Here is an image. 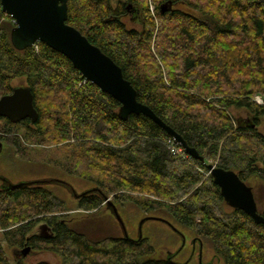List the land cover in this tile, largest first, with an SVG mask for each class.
<instances>
[{"label": "trees", "instance_id": "obj_1", "mask_svg": "<svg viewBox=\"0 0 264 264\" xmlns=\"http://www.w3.org/2000/svg\"><path fill=\"white\" fill-rule=\"evenodd\" d=\"M0 11V97L25 78L39 113L35 123L0 116V140L11 139L17 158L48 160L95 185L79 209L94 213L104 195L114 194L120 205L160 213L211 242L224 264H264V224L228 205L200 159L174 154L173 136L151 118H120V102L61 52L42 41L17 49L16 22L1 0ZM67 22L122 68L138 100L206 162L235 170L264 215L255 190L264 187V102L255 100H264V0H68ZM72 209L42 184L0 188V264H11L3 241L59 257L32 264H174L153 256L147 236L76 227ZM41 223L50 234L36 231Z\"/></svg>", "mask_w": 264, "mask_h": 264}, {"label": "water", "instance_id": "obj_2", "mask_svg": "<svg viewBox=\"0 0 264 264\" xmlns=\"http://www.w3.org/2000/svg\"><path fill=\"white\" fill-rule=\"evenodd\" d=\"M167 6L168 3L162 4V9L165 10ZM1 7L16 20V25L11 31V40L17 49H25L42 41L64 54L85 78L120 102L118 112L120 118L127 119L131 114H143L158 123L181 143L190 156L201 160L214 182L220 187L222 196L229 206L242 209L255 222L264 224V215L258 210L253 188L241 179L235 170L206 162L205 157L190 146L180 133L166 124L148 105L138 100L137 91L131 81L124 76L122 68L80 30L67 22L68 0H1ZM0 116L7 117L13 122L29 118L35 123L39 113L34 105L31 88L19 85L12 93L1 96ZM25 183L27 182H19L16 185ZM113 210L125 236L128 237L124 221L114 204ZM149 218L162 219L150 216L144 218L142 222ZM31 250V246H24L21 253L27 256Z\"/></svg>", "mask_w": 264, "mask_h": 264}, {"label": "rangeland", "instance_id": "obj_3", "mask_svg": "<svg viewBox=\"0 0 264 264\" xmlns=\"http://www.w3.org/2000/svg\"><path fill=\"white\" fill-rule=\"evenodd\" d=\"M151 4L154 5L153 2H151ZM134 24L136 28H140L137 23ZM21 84H26L25 78L15 79L14 85L19 86ZM255 100L259 103L264 102L263 96L260 94L255 96ZM232 112H234L237 116L244 115L241 110L233 109ZM260 129L264 132V116H262ZM47 147L48 146L42 145L41 147L36 145L31 146L32 149L44 148V151L46 152L51 151L50 147H48L49 149ZM11 168L12 173L17 175L23 174L26 176L30 175L29 177L27 176V178L31 179L32 177L39 176L44 166L40 164L27 165L26 163H17ZM7 175L10 176L8 173ZM75 185L77 186L78 191L91 186L90 183L81 179H76ZM255 190L258 198L263 201L264 187L259 184L255 187ZM119 212L126 222L128 234L131 238L136 239L140 237V235L148 236L150 238L154 246V257H167L169 255H173L174 261L177 264H224L220 257L215 253L211 242L205 241L204 244H200L197 247L190 241V239H187L185 242H183V239L179 236V234L176 231H173V229L162 220L155 218L148 219L144 221L142 230L140 231L141 221L145 217L148 215L153 217H161L160 213L153 212L151 214H147L145 212L139 211L137 208L131 205L124 206V208H121ZM70 215L75 217V219L72 221V224H74L76 227H83L90 234L123 233L122 227L120 226L118 220L113 216V212H111L108 208H105V205H102L96 213L80 211L79 209L74 208L70 211ZM40 228H44V226H38L37 230ZM180 228L184 232L188 233L187 229L182 227ZM3 244L11 264H17L19 261L24 263H35L41 260L57 262L59 259L56 254L47 251H33L30 252L26 258H22L21 253L16 252L18 251L17 249H13L5 241H3Z\"/></svg>", "mask_w": 264, "mask_h": 264}, {"label": "flooded vegetation", "instance_id": "obj_4", "mask_svg": "<svg viewBox=\"0 0 264 264\" xmlns=\"http://www.w3.org/2000/svg\"><path fill=\"white\" fill-rule=\"evenodd\" d=\"M136 23L139 25L140 21L139 22L136 21ZM7 141H9V143ZM7 141L5 143V140H0V142L2 143V146H0V188L5 187V186H7V187L8 186H16V184L19 182H27L29 184H30V182H32L33 184H42L45 187H49L51 190L55 191L56 193L64 195L66 197L67 206H69V207L75 206L74 208H76V209H79L77 207V205L81 202L82 197H84L85 195H89V194H93V193L97 192V190H96L97 187L95 185H92V184H90L91 186L87 187L86 189L78 191L77 186L75 185V181H76V179L79 180L81 178L77 175L64 172V170L62 168H60V167L58 168V166H56L52 162H49L48 160L28 162L25 159H22L20 157L17 158L15 153H14V150H13L14 147H13V143H11V139H8ZM17 163L18 164L19 163H24V164L26 163L27 165H31V164L38 165V164H40V165H43L44 168H42V170H41L42 172L40 171L41 173L39 174V176H35V177H32L31 179H29V178H27V176L29 177L30 175H27V176L23 175V174L17 175V174H14L11 172V169H12L11 167ZM7 173L10 174V176L7 175ZM27 183H25V184H27ZM113 195L114 194H111L109 196L104 195V198H103L100 206L94 210V213H96L102 205L103 206L105 205V208H108L111 212H113V216L116 218V216L114 214V210H113V204L116 206L118 211L121 208H124V206H126V205H120L118 202L113 201V199H112ZM79 210L88 212V210H84V209H79ZM139 211H141V210H139ZM89 212H92V211H89ZM142 212H144V211H142ZM145 213L151 214L153 212H145ZM147 217H150V215H148ZM155 217H158V216H155ZM69 218H70L71 222L75 219V217L73 215H70ZM160 218H162V219H159V220H162L165 223H167L173 229V231H176L179 234V236L183 239V242H185L187 239H190V241L197 247L200 244H204V242L207 241V240L202 239V237H200V236L193 235L189 230H188V233L184 232L180 228L182 226L175 224L174 222H172L171 220H169L168 218H166L162 215ZM122 219H123V217H122ZM149 219H152V218H149ZM155 219H157V218H155ZM146 220H148V219H146ZM123 221H124V219H123ZM169 222L172 225L169 224ZM143 223L144 222H142L140 224V228H141L140 231L142 230ZM119 224H120V222H119ZM124 224H125L126 230H127V225H126L125 221H124ZM173 225H174V227L177 228V230L173 227ZM38 226L39 227L44 226V228H40L39 230H37ZM38 226L36 228V231L39 234H42V235L50 234L49 227L47 226V224L41 223ZM120 226H121V224H120ZM182 228H184V227H182ZM122 230H123V228H122ZM127 233H128V230H127ZM122 234H124V236H125L124 231ZM143 236L144 235H140V237L136 238L135 240L140 239ZM128 238H131L129 236V234H128ZM131 239H134V238H131ZM31 252H33V249L31 250ZM17 253H21V252L17 251ZM21 255H22V253H21ZM22 258H26V256L22 255ZM164 258H168L174 264H177L174 261L173 255H169V256L164 257ZM25 263H27V262H25ZM30 264H32V263H30Z\"/></svg>", "mask_w": 264, "mask_h": 264}, {"label": "built area", "instance_id": "obj_5", "mask_svg": "<svg viewBox=\"0 0 264 264\" xmlns=\"http://www.w3.org/2000/svg\"><path fill=\"white\" fill-rule=\"evenodd\" d=\"M150 8L152 11H154V5L153 4L150 5ZM168 146L174 154L185 153L181 143L178 142L174 137L168 140Z\"/></svg>", "mask_w": 264, "mask_h": 264}, {"label": "bare ground", "instance_id": "obj_6", "mask_svg": "<svg viewBox=\"0 0 264 264\" xmlns=\"http://www.w3.org/2000/svg\"><path fill=\"white\" fill-rule=\"evenodd\" d=\"M183 147V146H182ZM186 152V151H185ZM187 153V152H186ZM188 154V153H187ZM189 155V154H188Z\"/></svg>", "mask_w": 264, "mask_h": 264}]
</instances>
